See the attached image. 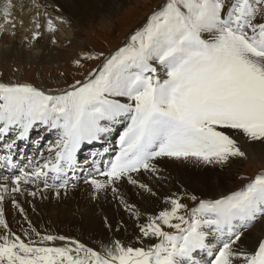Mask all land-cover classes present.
I'll use <instances>...</instances> for the list:
<instances>
[{"label": "snow or ice", "instance_id": "snow-or-ice-1", "mask_svg": "<svg viewBox=\"0 0 264 264\" xmlns=\"http://www.w3.org/2000/svg\"><path fill=\"white\" fill-rule=\"evenodd\" d=\"M13 7L7 0L3 18L15 28ZM68 22L37 11L32 40L47 32L55 44ZM91 61L83 79L55 89L0 74V168L9 173L0 174V264H264V167L237 173L240 185L218 195L206 194L214 173L163 197L153 186L169 164L223 171L264 151V0H162L115 49L82 50L72 63ZM49 133L47 154L22 167L13 159L19 142ZM113 133L114 155L94 153L101 159L85 169L82 146ZM79 171L91 200L111 192L128 213L133 239L90 246L29 219L21 197L33 211L37 197H67ZM125 185L160 203L138 206ZM9 203L27 227L13 228Z\"/></svg>", "mask_w": 264, "mask_h": 264}, {"label": "bare ground", "instance_id": "bare-ground-1", "mask_svg": "<svg viewBox=\"0 0 264 264\" xmlns=\"http://www.w3.org/2000/svg\"><path fill=\"white\" fill-rule=\"evenodd\" d=\"M133 1L35 0V3L40 5L39 9H37L33 0H11L14 7L9 18L13 19L16 25L15 28H12L10 24L5 23L3 18V7L7 0H0V25L3 26L0 29V53L9 54L20 51L23 55L32 58L41 54L43 58L55 63L59 55L57 47L75 35L76 24L79 19H82L83 15L97 17L98 21L104 22L109 19V15L113 13V10L117 11V9H121L124 5ZM37 11L47 13L53 18L62 16L69 21L66 24L59 25L60 30L55 34L57 43L53 44L51 42V34L47 32H44L41 38L32 40L33 17ZM13 32L15 33L14 35L12 34ZM119 130H122V126ZM54 138L53 133L45 134L40 148L37 151H31V154L36 157H38L39 152L47 154V145ZM109 139L110 141H108L106 147L116 150L118 134L113 133ZM261 152L262 150L259 147L254 148L252 160ZM226 170L220 171L219 169L197 168L193 165L169 164L167 165L166 173H164L167 179L159 183L153 182V186L159 196L163 197L169 191H174L181 182L188 183L190 179L194 180L205 173H214L213 179L215 182L206 191L211 190L214 193L217 189L221 191L218 185L225 187L227 184L229 175ZM125 190L130 201L135 202L142 208H146L148 211H152L160 203L158 199L149 198L146 194L136 195V190L131 186L125 185ZM20 199L27 210L29 219L41 231L51 230L58 234L77 238L90 246L98 245L102 241L106 242L110 238H134L133 233L136 229L133 221L119 202L112 198L111 192L106 197L102 196L99 200H91L83 180L80 181V186L69 193L67 197L58 199L53 194H49L48 199L35 198L33 201L35 211L32 210L33 205L27 203L25 198L21 197ZM32 199L31 197L27 198V200ZM7 209L8 219L12 221L13 228L19 231V223H24L22 218L11 208L10 203L7 205ZM105 217L107 218V223L105 222ZM108 224L111 225V229ZM24 226L27 227L26 223H24ZM118 226H120L119 229Z\"/></svg>", "mask_w": 264, "mask_h": 264}, {"label": "rangeland", "instance_id": "rangeland-1", "mask_svg": "<svg viewBox=\"0 0 264 264\" xmlns=\"http://www.w3.org/2000/svg\"><path fill=\"white\" fill-rule=\"evenodd\" d=\"M161 3L162 0H134L117 11L113 10L105 23L98 21L97 17L83 15L76 24L75 35L57 47L59 50L57 62L48 61L41 54L32 58L23 55L20 51V53L18 51L9 54L0 53V74L4 79L29 80L45 88L65 87L74 78L83 79L84 75L99 63V61H91L87 62L84 68H77L72 62L82 50L105 53L111 51L123 42L130 31L144 22L152 8ZM261 167H264V151L253 160L250 158L234 162L226 170L229 176L225 187L218 185L221 191L217 189L213 193L209 190L206 194L218 195L220 192L233 190L241 183L237 173L252 175Z\"/></svg>", "mask_w": 264, "mask_h": 264}]
</instances>
